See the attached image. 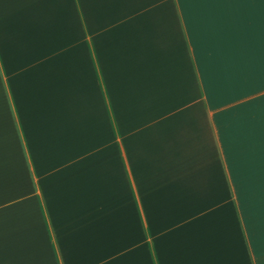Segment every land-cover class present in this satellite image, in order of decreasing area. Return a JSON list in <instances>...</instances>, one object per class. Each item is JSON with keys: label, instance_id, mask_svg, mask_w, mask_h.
<instances>
[{"label": "crops", "instance_id": "obj_1", "mask_svg": "<svg viewBox=\"0 0 264 264\" xmlns=\"http://www.w3.org/2000/svg\"><path fill=\"white\" fill-rule=\"evenodd\" d=\"M0 264H264V0H0Z\"/></svg>", "mask_w": 264, "mask_h": 264}, {"label": "snow or ice", "instance_id": "obj_2", "mask_svg": "<svg viewBox=\"0 0 264 264\" xmlns=\"http://www.w3.org/2000/svg\"><path fill=\"white\" fill-rule=\"evenodd\" d=\"M233 2H235V3H244V2H248V0H233Z\"/></svg>", "mask_w": 264, "mask_h": 264}]
</instances>
